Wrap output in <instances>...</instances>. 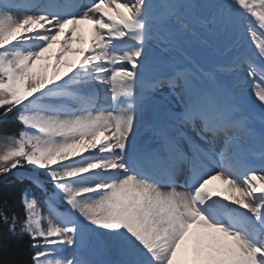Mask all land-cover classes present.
Listing matches in <instances>:
<instances>
[{
	"label": "snow or ice",
	"instance_id": "1",
	"mask_svg": "<svg viewBox=\"0 0 264 264\" xmlns=\"http://www.w3.org/2000/svg\"><path fill=\"white\" fill-rule=\"evenodd\" d=\"M12 121L0 264H264V0H0Z\"/></svg>",
	"mask_w": 264,
	"mask_h": 264
},
{
	"label": "trees",
	"instance_id": "2",
	"mask_svg": "<svg viewBox=\"0 0 264 264\" xmlns=\"http://www.w3.org/2000/svg\"><path fill=\"white\" fill-rule=\"evenodd\" d=\"M20 125L16 123L15 121L10 122L9 124H6L4 126H0V134L8 132H14L16 129H18ZM22 185H18L12 182V178L9 177L8 180L0 182V194L11 192L12 196L11 199L13 203L16 205L17 209H19V190L22 188ZM0 238L3 240V244L5 247L0 248V255L6 256L9 251L15 250L19 248V251L21 253V259H27V253L28 249L24 246L25 241L18 240L15 237H11L6 230H3L0 232Z\"/></svg>",
	"mask_w": 264,
	"mask_h": 264
},
{
	"label": "rangeland",
	"instance_id": "3",
	"mask_svg": "<svg viewBox=\"0 0 264 264\" xmlns=\"http://www.w3.org/2000/svg\"><path fill=\"white\" fill-rule=\"evenodd\" d=\"M186 47H187V51L189 53H192V52H194L196 50L197 45L194 42H191L188 45H186ZM173 55H175V53ZM224 60H225V57L221 53H219V52L214 57V62H216V63H223ZM223 78H228V77L223 76L222 79Z\"/></svg>",
	"mask_w": 264,
	"mask_h": 264
},
{
	"label": "bare ground",
	"instance_id": "4",
	"mask_svg": "<svg viewBox=\"0 0 264 264\" xmlns=\"http://www.w3.org/2000/svg\"><path fill=\"white\" fill-rule=\"evenodd\" d=\"M225 81H227V79H224ZM217 186H219V182H216Z\"/></svg>",
	"mask_w": 264,
	"mask_h": 264
}]
</instances>
